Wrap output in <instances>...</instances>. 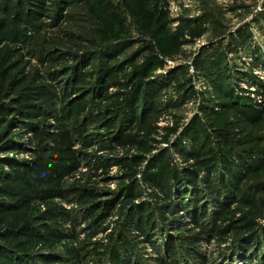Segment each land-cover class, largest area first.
I'll return each mask as SVG.
<instances>
[{
	"label": "rangeland",
	"instance_id": "rangeland-1",
	"mask_svg": "<svg viewBox=\"0 0 264 264\" xmlns=\"http://www.w3.org/2000/svg\"><path fill=\"white\" fill-rule=\"evenodd\" d=\"M14 4L39 12L16 23L17 8L0 11L11 32L0 39V264H113L114 252L131 264H264V0ZM29 85L57 92L56 106L33 101L46 115L19 109ZM249 103L258 122L237 111ZM55 111L77 164L61 194L24 205L30 186L11 175L60 164ZM202 136L208 168L193 152ZM162 158L177 169L169 194L144 179ZM221 206L233 213L219 219ZM243 216L255 231L237 243ZM13 222L37 238L7 237Z\"/></svg>",
	"mask_w": 264,
	"mask_h": 264
},
{
	"label": "trees",
	"instance_id": "trees-1",
	"mask_svg": "<svg viewBox=\"0 0 264 264\" xmlns=\"http://www.w3.org/2000/svg\"><path fill=\"white\" fill-rule=\"evenodd\" d=\"M13 0H3L2 5L0 6V11H3L4 13H10L12 8L18 9V14L16 16V23H21L23 21L28 22H34L37 17L36 14L39 12V10H35L36 12L26 10L24 6L19 5H13L11 6ZM39 8H44L41 4L38 6ZM7 23L6 22H0V39L6 40L9 37H11V32L7 30ZM21 37L19 33L16 32L15 37L13 39L18 40ZM38 78H41L39 74L36 76ZM111 77V75H110ZM80 79V78H79ZM17 86V85H15ZM68 95V92L66 91L64 93V97ZM21 97V104H20V110L24 111L27 115H33L35 113H39L41 115H46L47 110H44L43 106L41 104H34L33 101L37 100L42 102L46 106H56V98L58 97L57 92L53 89V86H46V85H29L27 88V91L25 93L20 94ZM248 103V102H247ZM87 104L81 103L77 104L70 108V110L67 113L68 117H72L73 114L81 113L82 111H85ZM29 108H32L34 110H29ZM237 111L240 114H243L246 119H248L251 122H258L262 117V110L258 109L254 104L249 103V107H247L244 110L237 109ZM54 115L58 121L62 120L61 114H58L57 111L54 112ZM100 117H95V119H99ZM60 130L58 132H54V134L51 135L53 140L56 143V151L59 153L58 161L60 164H50L47 162L40 163L39 168L34 169L33 172V180H28L25 176L24 172L20 170H15V174H12L11 176L15 179L22 178L24 182L30 186L29 192L25 193L23 195V199L21 200L24 205H28L31 201H33L36 198H41L44 200L53 198L56 194H61L62 192V181L64 180L65 176L69 175L71 171L75 168L77 164V157L74 154V151L72 149V132L69 128H67V124L63 123L61 121L58 124ZM198 129V128H197ZM81 131V129H79ZM203 132V131H202ZM203 140L201 143H199V138L196 141L195 149H194V156L198 157L197 160L198 166L202 167H209V163L206 155L210 154V150L204 149L208 142H210L209 137L202 136ZM126 142H130L131 139L127 136L124 138ZM70 162V164H66ZM111 164L110 162H106L104 164L105 167H109ZM127 167L131 170V175L134 177L137 176V168L136 165L126 164ZM256 165V163H254ZM240 166H238L239 168ZM154 171H152L150 174L145 175L144 179L145 181L149 183H153L154 186H157L160 190V192L164 194H169L171 192V186H170V179L172 177H175L177 173V169L173 167L170 158L161 159L158 162L155 163ZM210 189H214V184L211 181L209 184ZM133 190H135V186L133 187ZM215 190V189H214ZM238 193V192H237ZM239 196H241V200L250 201V198L248 197L247 192H241V194L238 193ZM262 204L264 205V199L261 200ZM220 214L218 218L220 217H229L233 213V209L231 207L225 208L221 206L220 208ZM2 214H5V210H1ZM59 213V212H58ZM219 218V219H220ZM222 220V219H221ZM229 220H233L230 218ZM18 222H13L11 224L10 233H8L7 237L14 238L13 236H17L19 234H24L25 236H29L32 238H37L38 235H36L35 231L32 232H25L23 230H18L19 227ZM254 226L253 222L247 217L243 216L239 220V223L232 225V228L234 229L236 233V240L237 243L245 238L246 235L244 233L249 234L248 236L252 235L254 233ZM143 225H139V229H142ZM222 232V228L219 230ZM51 235H53L56 238H62V233L53 232ZM235 236V237H236ZM246 236V237H248ZM234 237V239H235ZM14 240H16L14 238ZM17 248L20 251H24L25 248V242L19 241L17 243ZM24 248V249H23ZM124 249V246L123 248ZM119 252H114L113 254V264H131L125 259H123L121 256H119ZM6 264H9L6 262ZM133 264V263H132Z\"/></svg>",
	"mask_w": 264,
	"mask_h": 264
}]
</instances>
